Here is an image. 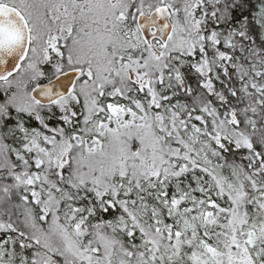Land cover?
<instances>
[{
  "label": "snow or ice",
  "instance_id": "6c2138e0",
  "mask_svg": "<svg viewBox=\"0 0 264 264\" xmlns=\"http://www.w3.org/2000/svg\"><path fill=\"white\" fill-rule=\"evenodd\" d=\"M0 264H264V0H0Z\"/></svg>",
  "mask_w": 264,
  "mask_h": 264
}]
</instances>
